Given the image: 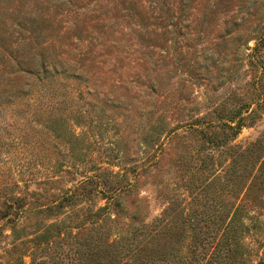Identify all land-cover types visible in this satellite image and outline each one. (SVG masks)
Wrapping results in <instances>:
<instances>
[{"label": "rangeland", "instance_id": "1", "mask_svg": "<svg viewBox=\"0 0 264 264\" xmlns=\"http://www.w3.org/2000/svg\"><path fill=\"white\" fill-rule=\"evenodd\" d=\"M21 5L56 73L0 62V264H264V0H0L5 50Z\"/></svg>", "mask_w": 264, "mask_h": 264}, {"label": "trees", "instance_id": "2", "mask_svg": "<svg viewBox=\"0 0 264 264\" xmlns=\"http://www.w3.org/2000/svg\"><path fill=\"white\" fill-rule=\"evenodd\" d=\"M21 9L24 10L22 5L18 13V22H16L17 30L12 29V31L8 33L10 40L6 43L8 46L7 50L4 49V44L2 43L3 36L0 35V62L2 66H4L3 71L12 73L15 79L18 78V74H22L24 77H33L34 79H37L38 76L43 77L49 73L47 72L48 67H51V71L56 73V67L51 66L46 61V56L44 55L46 41L44 36L41 37L49 27L47 23L48 21L42 20L44 17H48L46 11L39 9L36 6L30 7V10L27 12H22ZM7 11L8 10L6 9L5 12ZM56 11L55 14L57 15V13H62L63 11L66 13H70V11L76 13L78 12V9L72 5L67 9H64V7H58V10ZM93 11H95V9ZM2 12L3 11L0 9V15H2ZM96 13L97 15L93 16L92 19L96 21V24L100 28L105 27L103 31L104 33L107 32L111 27L110 23L107 24L108 15L101 12ZM89 18H91V16ZM2 21L0 20V22ZM79 21H84V18ZM73 24H75V26L70 27V30L77 29V23L73 22ZM96 28L98 29V27ZM1 29L2 28L0 27V30ZM75 39L78 41L80 40L78 36H76ZM6 66H9L10 70H6ZM5 74L6 73H1L0 75L3 76ZM0 78L4 79L1 76ZM32 262L31 264H33Z\"/></svg>", "mask_w": 264, "mask_h": 264}]
</instances>
